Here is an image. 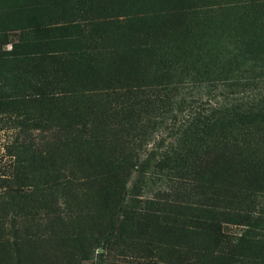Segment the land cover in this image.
I'll return each mask as SVG.
<instances>
[{
	"label": "rangeland",
	"instance_id": "obj_1",
	"mask_svg": "<svg viewBox=\"0 0 264 264\" xmlns=\"http://www.w3.org/2000/svg\"><path fill=\"white\" fill-rule=\"evenodd\" d=\"M223 49L232 59L223 58ZM240 56L252 61L237 65ZM4 86L0 111L27 127L2 120L0 154L13 134L43 135L53 154L47 164L56 169L49 135L57 134L98 154L153 150L158 164L186 167L193 181L180 189L187 206L163 209L134 229L136 246L102 243L84 256L47 246L25 245L17 254L0 247V264H148L152 248L156 260L223 264L211 260L217 252L264 264V0H0ZM232 92L238 99L230 103H243L246 112L228 118L225 128L207 123L174 131L175 121L208 109L207 98L221 102ZM61 165H74L77 179L70 158ZM136 178L126 189L138 187L139 200L174 186L162 175L139 184ZM93 189V195L90 186L77 190L81 228L98 229L107 220L92 211L103 191ZM11 221L0 220V234L21 236L23 225L12 228Z\"/></svg>",
	"mask_w": 264,
	"mask_h": 264
},
{
	"label": "trees",
	"instance_id": "obj_2",
	"mask_svg": "<svg viewBox=\"0 0 264 264\" xmlns=\"http://www.w3.org/2000/svg\"><path fill=\"white\" fill-rule=\"evenodd\" d=\"M220 54L223 58L232 59L227 49H223ZM240 57L242 61L238 62L237 58V65L251 60L246 56ZM245 73L248 72L245 71ZM232 77L236 79L234 76ZM241 78L248 79L249 85L256 81L255 78H246L244 74ZM257 78L259 79L261 76ZM5 89V86L0 87V95L1 91H6ZM232 93L235 94V92ZM234 94L233 96L228 95L221 102L215 101L214 98H207L205 105L209 108L195 111L187 115L184 120L175 121L174 131H178L177 134L182 135L191 126L207 123H212V126L215 125L218 128H225L228 118L239 117L242 112H246L243 103L237 105L230 103V101L238 99V94ZM139 96L141 93L135 94V98ZM245 97L250 98V96ZM9 104L10 102L6 101L4 107L7 109ZM2 105L0 102V109L6 111L1 107ZM19 110L20 108L17 109V111ZM0 115H4L0 122L4 120L8 124H17L22 128L23 126L27 127V124L21 125L20 122L13 121L11 114L0 111ZM33 135L13 134L4 148V153L0 154V220L4 221L5 218L12 216V228H16L19 224L23 225L21 236L14 234L12 238H7L0 234V247L9 249V252L12 250L14 254L21 253L20 248L25 245L36 250L47 246L61 248L67 252L80 251L84 256L89 254L92 249L101 247L102 243H105L106 247L117 246L122 250L125 245L136 246L140 243L134 235V229L140 225L147 226V222L161 210L180 209L187 206V203L182 199L183 193L180 189L191 185L193 178L189 179L188 175L192 176V174L186 167L172 169L158 164L157 154L153 150L137 153L133 146H130L129 150H123L121 153H109V149H103L98 154L95 151L86 150L81 141L61 140L57 139V134H50L49 138L55 141L57 154H54V157L58 161L56 169H52V166L47 164V159H51L53 154L51 152L48 155L45 150L46 138L41 135L42 137H37V139ZM177 140L178 142L175 141L176 145H181V137ZM168 154L169 151L161 154L162 161L168 158ZM177 155L184 156L181 151H178ZM67 158H70L77 166V168L75 167L78 171L76 180L75 177H72L74 165L70 168H64L61 165V162H65ZM63 171L67 172L69 176ZM125 175H128V179L122 181L121 185H115L116 181ZM161 175L174 186L166 185L165 191H156L153 197L139 200L137 198L139 192L136 191L138 187L134 185L133 189H126V182L129 183L134 177H137L134 183L139 184L140 181L148 182V177ZM82 186H90L89 192L92 195L96 189H93L94 186L97 187V190L103 189L102 194L95 195L100 203V208L92 210L104 213L107 218L102 224L103 226L100 224L98 229L97 225L92 229L81 228L77 223L82 207L76 197L77 190ZM60 187H63L62 190L70 191L66 193L55 191L54 188L59 189ZM61 199L62 204H60ZM92 230H97L98 234L93 235ZM152 243L150 241L148 247ZM210 258L211 260L213 258L224 260L223 264H241V261L237 260L233 254L216 252V254L212 253ZM145 259L148 264H200L198 259L156 260L154 248L150 249ZM113 264L116 263L113 262Z\"/></svg>",
	"mask_w": 264,
	"mask_h": 264
}]
</instances>
